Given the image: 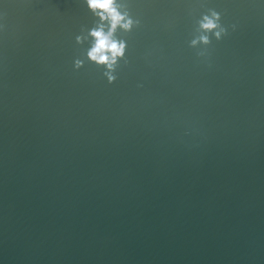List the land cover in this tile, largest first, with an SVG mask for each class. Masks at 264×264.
I'll list each match as a JSON object with an SVG mask.
<instances>
[{
	"label": "water",
	"instance_id": "water-1",
	"mask_svg": "<svg viewBox=\"0 0 264 264\" xmlns=\"http://www.w3.org/2000/svg\"><path fill=\"white\" fill-rule=\"evenodd\" d=\"M115 3L0 0V264H264V0Z\"/></svg>",
	"mask_w": 264,
	"mask_h": 264
},
{
	"label": "clouds",
	"instance_id": "clouds-1",
	"mask_svg": "<svg viewBox=\"0 0 264 264\" xmlns=\"http://www.w3.org/2000/svg\"><path fill=\"white\" fill-rule=\"evenodd\" d=\"M88 8L95 14H98L101 20H108L110 22V27L107 33H105L103 26L94 28L91 30L90 35L94 37L95 43L93 47L89 50V57L92 61L98 64H106L109 68L112 67L116 62L117 57H122L124 55L125 45L123 42H117L112 38L113 32H115L118 25L125 29H130L132 25L131 19L127 22L121 23L125 20V15H122L117 9L118 6L115 0H86ZM219 19L218 14L213 13ZM201 27L203 29H214L217 27L216 23L209 17L205 16L204 20L201 22ZM219 36V33H217ZM79 40V37L77 38ZM205 42H207L206 38ZM108 53H111L109 57ZM113 77L109 76V80Z\"/></svg>",
	"mask_w": 264,
	"mask_h": 264
}]
</instances>
